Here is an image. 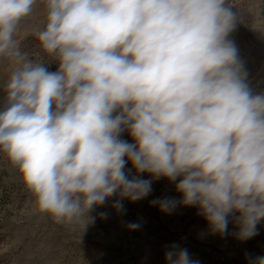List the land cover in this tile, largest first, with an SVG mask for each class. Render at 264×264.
Instances as JSON below:
<instances>
[{
    "label": "clouds",
    "instance_id": "clouds-1",
    "mask_svg": "<svg viewBox=\"0 0 264 264\" xmlns=\"http://www.w3.org/2000/svg\"><path fill=\"white\" fill-rule=\"evenodd\" d=\"M37 3L0 0V58L13 65L0 150L37 210L85 230L109 198L118 197V212L123 199L145 198L152 181L139 174L147 173L178 181L181 200L152 202L161 211L195 206L214 233L226 234L234 216L237 239L258 235L264 93H253L228 39L237 19L226 0H43L46 22L35 35L50 60L21 51L16 39ZM125 131L133 143L120 138ZM164 259L199 264L176 244Z\"/></svg>",
    "mask_w": 264,
    "mask_h": 264
},
{
    "label": "rangeland",
    "instance_id": "rangeland-1",
    "mask_svg": "<svg viewBox=\"0 0 264 264\" xmlns=\"http://www.w3.org/2000/svg\"><path fill=\"white\" fill-rule=\"evenodd\" d=\"M226 3L237 19L228 39L238 49L249 87L254 94L264 93V0ZM45 22V5L38 0L16 33L21 51L37 60L51 59L42 52L35 35ZM46 66L49 71L58 69L55 61ZM12 67L7 58H0V100H5L3 86ZM120 138L134 142L128 131ZM125 170L130 178L137 175L130 162ZM139 178L152 181L145 198L136 202L123 199V212L112 206L118 197L109 198L94 208L90 215L95 222L83 230L80 223L58 224L49 214L38 211L18 168L0 150V264H167L165 253L173 244L186 248L199 264H249L250 259L264 256V219L257 225L258 235L246 241L235 235L238 226L234 216L229 218L226 234L214 233L195 206L177 204L165 213L152 203L164 198L181 200L175 190L178 181L153 180L147 173ZM102 212L108 214L106 219L100 217ZM130 223L139 227L130 230Z\"/></svg>",
    "mask_w": 264,
    "mask_h": 264
},
{
    "label": "crops",
    "instance_id": "crops-1",
    "mask_svg": "<svg viewBox=\"0 0 264 264\" xmlns=\"http://www.w3.org/2000/svg\"><path fill=\"white\" fill-rule=\"evenodd\" d=\"M1 74V73H0ZM2 101V103L1 104H4L5 105V100H0V102Z\"/></svg>",
    "mask_w": 264,
    "mask_h": 264
}]
</instances>
